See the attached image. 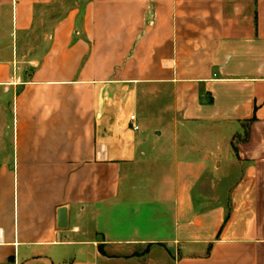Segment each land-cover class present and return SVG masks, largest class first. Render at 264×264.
Wrapping results in <instances>:
<instances>
[{
  "label": "crops",
  "instance_id": "crops-1",
  "mask_svg": "<svg viewBox=\"0 0 264 264\" xmlns=\"http://www.w3.org/2000/svg\"><path fill=\"white\" fill-rule=\"evenodd\" d=\"M0 264H264V0H0Z\"/></svg>",
  "mask_w": 264,
  "mask_h": 264
},
{
  "label": "water",
  "instance_id": "water-1",
  "mask_svg": "<svg viewBox=\"0 0 264 264\" xmlns=\"http://www.w3.org/2000/svg\"><path fill=\"white\" fill-rule=\"evenodd\" d=\"M69 225L68 213L66 207H61L58 210V227L61 229L67 228Z\"/></svg>",
  "mask_w": 264,
  "mask_h": 264
},
{
  "label": "built area",
  "instance_id": "built-area-1",
  "mask_svg": "<svg viewBox=\"0 0 264 264\" xmlns=\"http://www.w3.org/2000/svg\"><path fill=\"white\" fill-rule=\"evenodd\" d=\"M135 118H136L135 115H131V119H130V120H131V121H134ZM133 127H134V129H139V125H137V124L133 125Z\"/></svg>",
  "mask_w": 264,
  "mask_h": 264
}]
</instances>
